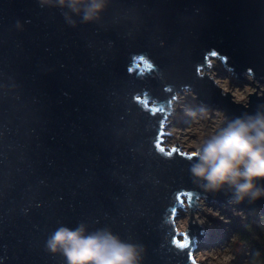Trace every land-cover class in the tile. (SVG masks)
Segmentation results:
<instances>
[{
  "label": "water",
  "instance_id": "water-1",
  "mask_svg": "<svg viewBox=\"0 0 264 264\" xmlns=\"http://www.w3.org/2000/svg\"><path fill=\"white\" fill-rule=\"evenodd\" d=\"M96 3L85 21L90 3L74 13L59 0H0V264H67L48 241L79 225L135 246L137 264H197L198 200L258 222L264 196L237 203L227 186L194 182L191 153L160 144L164 120L183 89L222 113L221 130L264 114V90L236 102L205 72L215 57L264 84V0ZM183 201L191 215L178 231Z\"/></svg>",
  "mask_w": 264,
  "mask_h": 264
},
{
  "label": "clouds",
  "instance_id": "clouds-1",
  "mask_svg": "<svg viewBox=\"0 0 264 264\" xmlns=\"http://www.w3.org/2000/svg\"><path fill=\"white\" fill-rule=\"evenodd\" d=\"M78 13L79 5L90 3L84 10V20L89 21L101 5L96 0H59ZM226 91V89H224ZM190 158L198 162L190 172L194 182H202L206 191L228 187L235 202L245 198L254 201L264 196V188L254 181L264 180V114L236 119L219 134L202 144L193 145ZM48 249L59 251L67 264H137L135 246L121 242L107 230L85 234L83 225L76 229L60 227L48 241Z\"/></svg>",
  "mask_w": 264,
  "mask_h": 264
},
{
  "label": "rangeland",
  "instance_id": "rangeland-1",
  "mask_svg": "<svg viewBox=\"0 0 264 264\" xmlns=\"http://www.w3.org/2000/svg\"><path fill=\"white\" fill-rule=\"evenodd\" d=\"M210 65L214 67L206 73L225 92H229L236 102L245 103L247 94L256 91L258 94L264 90V84L258 85L247 75L242 80L235 79L234 75L224 70L220 61L215 57L208 58ZM257 85V88L251 83ZM175 110L168 116L165 132L164 146L167 149L176 143L180 144V151L185 153L194 152L193 145L202 144L213 135L221 131V122L224 119L217 109L193 108L192 97L189 93L181 95ZM173 143H170V141ZM196 210L192 217L197 223L205 227L204 241L197 242V249L193 252V259L197 264H249L246 259L247 249L241 243L236 242L235 233L230 229L233 219H242L243 213H239L234 207L217 206L198 200ZM190 211L183 201V207L179 209L175 222L185 229ZM252 221V220H251ZM258 224L261 222L259 219ZM264 229V222L261 223ZM180 230V231H182Z\"/></svg>",
  "mask_w": 264,
  "mask_h": 264
},
{
  "label": "trees",
  "instance_id": "trees-1",
  "mask_svg": "<svg viewBox=\"0 0 264 264\" xmlns=\"http://www.w3.org/2000/svg\"><path fill=\"white\" fill-rule=\"evenodd\" d=\"M261 222L255 224L248 216L242 219H233L230 229L235 233L236 242L247 249L246 259L249 264H264V229Z\"/></svg>",
  "mask_w": 264,
  "mask_h": 264
},
{
  "label": "built area",
  "instance_id": "built-area-1",
  "mask_svg": "<svg viewBox=\"0 0 264 264\" xmlns=\"http://www.w3.org/2000/svg\"><path fill=\"white\" fill-rule=\"evenodd\" d=\"M208 66H211L210 64H208ZM214 67H209V69L208 70H211V69H213ZM187 93H189L190 95H191V97H192V100H194V102L192 101V104H193V108H198V109H200L201 107H204L205 109H208V110H210V109H215L214 107H211V106H206V105H203V104H201V103H199L197 100H196V98H195V96H194V94L190 91V90H188V89H183L181 92H179V93H177L176 95H175V99H177V101L178 102H180L179 101V98L181 97V95H186ZM177 101L176 100H172L171 101V112L166 116V119L164 120V124H163V132L164 133H166L165 132V129H166V125H167V118H168V116L175 110V108H173L174 107V103H177ZM222 125V124H221ZM165 134H163L162 136H161V146H163L165 149H166V147L164 146V141H167L166 139H165V136H164ZM170 143H173V141L171 140L170 141ZM179 149H180V147H179ZM225 206H229V207H234L239 213H243L242 214V216H247V214L246 213H244L243 211H241V210H239V209H237V207L234 205V203L233 202H230V203H228L227 205H225ZM176 223V222H175ZM193 256H194V254H192Z\"/></svg>",
  "mask_w": 264,
  "mask_h": 264
},
{
  "label": "bare ground",
  "instance_id": "bare-ground-1",
  "mask_svg": "<svg viewBox=\"0 0 264 264\" xmlns=\"http://www.w3.org/2000/svg\"><path fill=\"white\" fill-rule=\"evenodd\" d=\"M208 69H209V68H207V70H206L205 72H207ZM171 104H172V103H171ZM176 144L180 146L179 143H176ZM198 224L202 227V229L205 230V227H204V225H203L202 223L199 222ZM175 226H176V228H177L178 231L182 230L181 227H179V225H178L177 223H175Z\"/></svg>",
  "mask_w": 264,
  "mask_h": 264
},
{
  "label": "snow or ice",
  "instance_id": "snow-or-ice-1",
  "mask_svg": "<svg viewBox=\"0 0 264 264\" xmlns=\"http://www.w3.org/2000/svg\"><path fill=\"white\" fill-rule=\"evenodd\" d=\"M193 264H194V261H193Z\"/></svg>",
  "mask_w": 264,
  "mask_h": 264
}]
</instances>
